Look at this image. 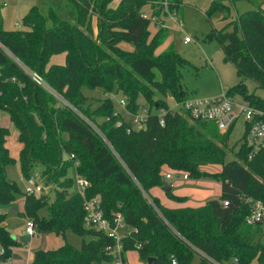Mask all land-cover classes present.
<instances>
[{
  "label": "trees",
  "instance_id": "16d2710c",
  "mask_svg": "<svg viewBox=\"0 0 264 264\" xmlns=\"http://www.w3.org/2000/svg\"><path fill=\"white\" fill-rule=\"evenodd\" d=\"M65 1L72 24L53 7L45 14L37 6L30 7L17 29L3 28L0 16V110L18 130L20 171L29 178L41 163L40 178L57 187L52 201L44 194L22 193L20 213L33 218L38 232H55L65 238L69 229L81 237L78 248L64 241L56 248L34 251L33 259L24 264L109 261L105 247L112 239L85 226L83 198L68 191L73 186L67 176L71 166L90 182L85 195L98 198L106 218L122 216L128 228L123 249L134 251L144 264L150 258L154 264H169L171 255L178 264H193L196 254L198 264H251L253 260L264 264V243L259 239L264 221L245 222L249 206L244 200L264 202V150L249 159L241 140L236 158L226 160L232 125L220 132L213 122L191 121L168 106V95L177 100L189 97L180 65L190 63L171 45L154 54L168 31L158 27L149 38L150 19L143 17L141 8L150 5L152 16H165L168 8L179 10L181 0H119L115 7L113 0ZM224 1L212 0L205 13L210 18L220 12L225 20L208 37L218 40L223 59L234 65L239 78L226 94L239 92L249 104L264 108V97L245 88V79L250 78L264 89V0H247L252 8L232 19ZM93 15L98 22L96 39L90 26ZM119 42L132 50L121 48ZM59 53H64V63L49 64ZM14 58L38 73L64 102L36 84ZM82 87L121 92L132 112L138 110L142 96L150 112L144 127L127 133L124 125L116 126L117 118L112 116L116 107L110 96L91 110ZM161 108L165 110L162 125L156 113ZM7 135L8 128L0 126V205L21 193L6 176V167L14 163ZM208 164L221 168L213 174L200 170ZM164 167L193 179L212 177L220 183L219 196L198 206L163 205L149 191L167 183ZM165 193L174 201L186 200L171 189ZM42 208L46 214L39 217ZM6 216L0 212V261H10L12 249L19 245L5 224Z\"/></svg>",
  "mask_w": 264,
  "mask_h": 264
},
{
  "label": "rangeland",
  "instance_id": "374dc122",
  "mask_svg": "<svg viewBox=\"0 0 264 264\" xmlns=\"http://www.w3.org/2000/svg\"><path fill=\"white\" fill-rule=\"evenodd\" d=\"M119 0H113L111 5L116 6ZM212 0H181L179 10L167 9L166 15L156 16V19H150L149 38L156 32L158 27H163L168 31V36L165 42L155 51L154 54H158L170 45L176 53L181 57L189 61L190 64L182 63L180 65L181 82L183 88L188 92V95L192 99H204L217 97L223 92H227L228 89L238 83L239 78L236 74L234 65L223 59V51L216 38H209L208 35L212 30L220 29L225 20L223 14L216 12L211 15L210 18L206 16V10ZM5 5H2L3 3ZM230 8V18H235L237 13L252 8V5L247 0H230L224 1ZM67 4L65 0H0V16L2 20V26L5 29H17L21 28V18L26 14L28 9L32 6H37L44 14L49 7L55 8L60 16L65 19L69 24L73 21L67 16L64 5ZM142 12L150 14L153 7L150 5H144L141 8ZM47 24L50 26L51 22L48 20ZM90 26L92 30V37L97 38L98 22L97 17L93 15L90 20ZM189 37L190 42L185 43L184 38ZM103 46L102 43H100ZM118 46L125 50H132V47L124 42H119ZM64 53L53 55L49 64H62L64 63ZM156 78H160L156 72ZM245 88L248 92H255L257 95L264 97V89L256 87V83L250 79H245ZM82 92L89 98L87 104L90 109H94L102 103L105 96H110L114 100V106L120 108L118 101L123 98L121 92H103L100 88L87 89L82 87ZM234 102L238 106H245L247 103L243 95L236 92L233 95ZM167 101L170 105H173V101L168 95ZM140 108H148L147 102L142 96L138 99ZM95 126V124L92 122ZM0 126L8 128V135L6 138V146L8 147L9 154L14 158V163L6 167L7 178L15 182L21 193H16L13 201L8 204L0 205V212L6 213L5 224L9 229L13 238L19 243L12 250L13 259L12 264H24L33 259L34 251L38 249H53L61 245L64 241L72 244L75 247H80L81 237L72 230L65 231V238L61 234L55 232L36 231L35 235L30 237L24 232L25 218L32 219L31 216L22 214L24 206V195L26 180L22 176L19 164V150L21 144L18 140V130L10 120L8 114L0 110ZM244 131V122L242 116H239L230 131L228 137V146L225 147L227 151L226 160L234 158V152L238 150V147L242 140ZM219 145V143H218ZM236 158V157H235ZM43 168L41 163H37L35 166V179L42 185V190L37 192L36 195H47L49 200L54 199L55 189L54 184H45L44 180L40 178L39 171ZM221 165L208 164L200 167L205 173L213 174L219 171ZM167 169L166 171H168ZM67 176L74 179L75 171L74 167H69ZM177 180L175 173L172 172V179L167 180L168 184ZM62 181V178H61ZM197 180L189 178L188 181H184L181 185L184 187H196L199 190H209L212 192V197L219 196L220 183L212 177L206 176L200 178L199 181L207 182L208 185H197ZM68 191L74 192V187H69ZM205 201V200H204ZM46 214L45 208L39 210V217ZM262 233L259 239L264 243V223L262 224ZM130 261L137 260L134 253L129 255ZM199 255L196 254L193 264H198ZM207 264H214L208 262ZM226 264V263H225ZM251 264H258L256 260H253Z\"/></svg>",
  "mask_w": 264,
  "mask_h": 264
},
{
  "label": "built area",
  "instance_id": "2783aa9c",
  "mask_svg": "<svg viewBox=\"0 0 264 264\" xmlns=\"http://www.w3.org/2000/svg\"><path fill=\"white\" fill-rule=\"evenodd\" d=\"M4 2L2 5H5ZM143 17L149 19H156V16H152L151 13L147 14L143 12ZM190 38L185 37L184 42H189ZM14 60L21 66V68L31 76L33 81L50 92L53 96L63 101L60 95L55 92L44 79L36 72L30 70L17 59ZM113 99V98H112ZM173 101V105L168 103L169 108L172 111H176L189 120H204L215 123L217 129L220 132H225L231 125L233 126L235 120L242 116L244 122V131L242 135V143L247 149V157L249 159L257 156L262 150H264V108L254 106L248 102L245 106H238L233 99V96L223 92L217 97L204 98V99H192L187 97L183 100H177L173 96H170ZM64 102V101H63ZM168 102V101H167ZM120 108H115L112 116L116 117V126H125L126 132L131 130H138L144 127L146 119L149 115V108H138L136 112H132L127 108V102L123 97L118 101ZM158 114L159 123L162 125L164 122L163 114L164 109L156 111ZM108 119V118H106ZM87 120V119H86ZM172 172L176 177L187 179L188 174L179 170L169 169L165 174V179L172 178ZM26 194H36L42 190V185L36 181L35 176L25 178ZM90 186V182L83 176L75 172L73 179L74 192L78 193L82 198V207L84 210V224L90 228H96L106 233L111 239L112 243L105 247V252L109 257V261L106 264H144L139 259L136 261H130L128 253L130 250H124L122 245V238L128 232V228L125 225L122 216L118 213L111 220L103 215L100 201L98 198H87L85 193ZM245 202L249 206V212L245 217V222L249 225H254L264 221V202L259 199H252L250 197H244ZM223 205H227V201H223ZM24 232L30 237L36 233L34 222L32 219L25 218ZM3 248L0 247V254H2ZM236 262V259H234ZM214 264H223L219 262H213ZM0 264H12L9 260L0 261ZM169 264H178L177 259L171 255ZM234 264V263H230Z\"/></svg>",
  "mask_w": 264,
  "mask_h": 264
},
{
  "label": "crops",
  "instance_id": "0c3cea01",
  "mask_svg": "<svg viewBox=\"0 0 264 264\" xmlns=\"http://www.w3.org/2000/svg\"><path fill=\"white\" fill-rule=\"evenodd\" d=\"M262 7L264 9V2L262 4ZM189 42H185V43H189ZM167 169H169V168L164 167L163 173H166ZM189 178L190 177H188L187 179H182L181 177H177V180L174 179V182L169 184L171 186V191H172L173 194L178 195V196L186 197V200L183 201V202H177V201H174V200L170 199L166 195L165 189H163L161 187H158V186L152 187L149 192H150V194L152 196L157 197L163 205H165L167 207H171V208L182 207V206H198V205H201V204L205 203V201H207L208 199L213 198L212 197L213 196L212 192L209 191V190H199V189H197L196 187H193V186L192 187H184V186H182L181 184L184 181H188ZM165 180L167 181V179H165ZM195 180H197L195 182L197 185H200V184L208 185L207 182L199 181L200 179H195ZM219 194H220V187H219ZM131 253H134L136 255V257H137V254L134 251H130L128 253V258H129V255ZM12 259H13V256L10 259V262L12 261ZM137 259H138V257H137Z\"/></svg>",
  "mask_w": 264,
  "mask_h": 264
},
{
  "label": "water",
  "instance_id": "95a60500",
  "mask_svg": "<svg viewBox=\"0 0 264 264\" xmlns=\"http://www.w3.org/2000/svg\"><path fill=\"white\" fill-rule=\"evenodd\" d=\"M163 188L166 189V190H170L171 189V186L166 183V184H164ZM154 263H155V260L153 258H150L147 261V264H154ZM103 264H106V263L103 262Z\"/></svg>",
  "mask_w": 264,
  "mask_h": 264
}]
</instances>
